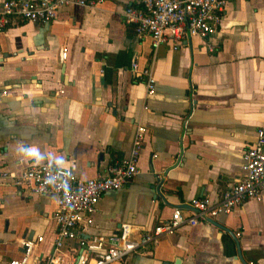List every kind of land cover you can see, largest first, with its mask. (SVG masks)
Segmentation results:
<instances>
[{"label": "crops", "instance_id": "crops-1", "mask_svg": "<svg viewBox=\"0 0 264 264\" xmlns=\"http://www.w3.org/2000/svg\"><path fill=\"white\" fill-rule=\"evenodd\" d=\"M142 2L62 6L47 22L0 30L1 170L19 174L49 162L97 177L128 155L137 124L147 128L136 175L101 195L93 223L78 230L85 238L114 235L125 221L138 237L175 207L189 214L193 197L217 201L244 175V151L264 127V0H228L214 34L183 32L155 49L123 16ZM134 60L139 72L131 70ZM145 67L155 78L151 95ZM33 149L38 155H28ZM56 209V194L0 180V264L21 259L20 240L37 236L43 240L30 257L44 264L54 249ZM83 252L66 240L60 264ZM176 260L264 264V197L246 198L212 222L183 225L121 264Z\"/></svg>", "mask_w": 264, "mask_h": 264}, {"label": "built area", "instance_id": "built-area-1", "mask_svg": "<svg viewBox=\"0 0 264 264\" xmlns=\"http://www.w3.org/2000/svg\"><path fill=\"white\" fill-rule=\"evenodd\" d=\"M104 0H3L0 3V30L19 21L47 22L56 16L62 6L95 7ZM228 0H143L138 6H127L123 10L126 22L133 23L139 36L148 35L155 49L169 38H179L183 32L208 38L215 33L221 20V13ZM213 51V46L208 44ZM63 60L67 47L61 51ZM131 70L139 72L136 60ZM145 76L146 93L155 92V78L150 68L141 71ZM6 91H1L0 95ZM147 109V106H144ZM147 128L137 124L131 148L121 161L107 167L104 174L93 178H82L72 169L55 166L49 162L33 165L19 174L0 169V180L12 178L16 186L27 184L33 192L56 194L57 209L53 219L56 231L53 234L54 249L44 264H60L58 250L66 240H76L84 252L74 256L66 264H121L122 261L150 244H156L162 237L173 234L183 225L193 226L199 222H212L219 214L229 213L233 207L246 198L261 200L264 197V127L256 130V139L243 154L244 175L223 196L212 202L208 197H193L188 205L189 214L180 207L172 210L170 217L138 237L132 236V225L125 221L119 231L110 236L93 235L85 238L79 235L82 225L93 223V214L102 194L119 190L128 184L137 173V162L144 146ZM43 240L21 239L24 256L12 259L7 264H35L31 251Z\"/></svg>", "mask_w": 264, "mask_h": 264}, {"label": "clouds", "instance_id": "clouds-1", "mask_svg": "<svg viewBox=\"0 0 264 264\" xmlns=\"http://www.w3.org/2000/svg\"><path fill=\"white\" fill-rule=\"evenodd\" d=\"M28 155H30V156H36V155H38V152L35 149H33V150H30L28 152Z\"/></svg>", "mask_w": 264, "mask_h": 264}, {"label": "water", "instance_id": "water-1", "mask_svg": "<svg viewBox=\"0 0 264 264\" xmlns=\"http://www.w3.org/2000/svg\"><path fill=\"white\" fill-rule=\"evenodd\" d=\"M179 263V261L178 260H176V264H178Z\"/></svg>", "mask_w": 264, "mask_h": 264}]
</instances>
